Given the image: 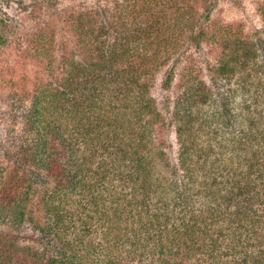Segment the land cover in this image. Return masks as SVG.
I'll return each instance as SVG.
<instances>
[{
    "label": "trees",
    "instance_id": "1",
    "mask_svg": "<svg viewBox=\"0 0 264 264\" xmlns=\"http://www.w3.org/2000/svg\"><path fill=\"white\" fill-rule=\"evenodd\" d=\"M97 1L0 14V264H264V0Z\"/></svg>",
    "mask_w": 264,
    "mask_h": 264
},
{
    "label": "rangeland",
    "instance_id": "2",
    "mask_svg": "<svg viewBox=\"0 0 264 264\" xmlns=\"http://www.w3.org/2000/svg\"><path fill=\"white\" fill-rule=\"evenodd\" d=\"M57 2L56 6H43V17L54 16L56 12L60 11L61 7L64 6L66 3H71L74 5L77 4H86L92 5L94 2H98L97 0H55ZM104 0H100L102 3ZM30 0H0V14L1 12L6 13L11 18V21L15 25L23 23L25 26L31 27V21L27 19L23 11L20 9V3L28 4ZM253 0H219L216 3L214 13L216 16L227 19V20H242L246 23L247 28L250 29L252 26L255 28L258 26V17L253 9ZM239 3V4H237ZM57 8V9H56ZM11 50L6 52H1L0 59L9 60L10 54L8 53ZM203 52L200 51V55ZM202 57V56H201ZM207 71L205 68L204 72ZM208 72V71H207ZM172 90V89H170ZM153 96H155L159 101V106H162L166 100L164 99L167 97V94L171 95V92L168 90L163 89L160 86L159 78L155 87L151 90ZM165 100V101H164ZM0 127V132H1ZM173 140V136L171 137Z\"/></svg>",
    "mask_w": 264,
    "mask_h": 264
}]
</instances>
